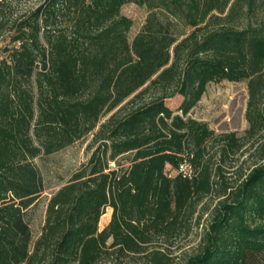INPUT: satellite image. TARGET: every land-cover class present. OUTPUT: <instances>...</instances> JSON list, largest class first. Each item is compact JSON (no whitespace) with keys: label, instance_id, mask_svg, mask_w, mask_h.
<instances>
[{"label":"trees","instance_id":"obj_1","mask_svg":"<svg viewBox=\"0 0 264 264\" xmlns=\"http://www.w3.org/2000/svg\"><path fill=\"white\" fill-rule=\"evenodd\" d=\"M22 1L0 0L12 44L0 59V264H176L174 240L214 188L215 132L189 116L207 86L247 82V134L264 129V0H38L14 18ZM130 3L150 11L132 41ZM89 137V160L51 195L35 240L47 189L37 161ZM259 152L182 264H264V142Z\"/></svg>","mask_w":264,"mask_h":264},{"label":"rangeland","instance_id":"obj_2","mask_svg":"<svg viewBox=\"0 0 264 264\" xmlns=\"http://www.w3.org/2000/svg\"><path fill=\"white\" fill-rule=\"evenodd\" d=\"M37 3L38 0H23L17 6L13 17L16 18L18 15L29 12ZM122 14L132 21L129 31V40L132 41L145 26L150 11L146 6L130 3L122 8ZM8 34L0 39L1 49L6 46L12 47V44H9ZM248 97L245 81L212 82L207 86L201 101L189 114L192 118L207 124L215 132V138L209 144L206 153V161L213 168L214 188L198 206L191 232L183 233L174 240L171 251L176 264L184 263L200 250L203 237L213 222L218 207L227 199L224 191L227 189L229 192L237 188L246 175L261 163L259 147L264 142V129L254 137L247 134L250 128L247 120ZM181 101L182 97L178 96L168 104L175 109ZM230 135H234L244 145L241 148L231 146L227 139ZM90 141L89 137L53 154L44 161H37L44 172L47 189L33 212L32 229L35 240L41 233L47 203L51 195L89 160L92 153V150L88 148ZM120 164L125 167L128 165L125 159H122ZM194 170L192 165L188 164L187 171L191 178L197 173ZM171 174L174 175L175 171ZM112 212V208L106 210L108 217L104 218L103 215L101 218L100 230L109 223ZM136 260L139 261L135 256L122 259L114 256L99 264H139Z\"/></svg>","mask_w":264,"mask_h":264},{"label":"built area","instance_id":"obj_3","mask_svg":"<svg viewBox=\"0 0 264 264\" xmlns=\"http://www.w3.org/2000/svg\"><path fill=\"white\" fill-rule=\"evenodd\" d=\"M1 57H2V52H1V45H0V59H1ZM188 164L189 163H184L183 165H181V171L190 177L191 175L188 174V171H187Z\"/></svg>","mask_w":264,"mask_h":264},{"label":"bare ground","instance_id":"obj_4","mask_svg":"<svg viewBox=\"0 0 264 264\" xmlns=\"http://www.w3.org/2000/svg\"><path fill=\"white\" fill-rule=\"evenodd\" d=\"M108 217V214L104 215V218H107Z\"/></svg>","mask_w":264,"mask_h":264}]
</instances>
